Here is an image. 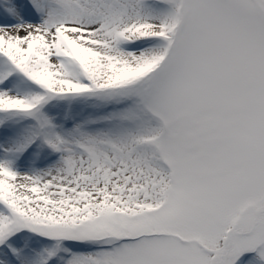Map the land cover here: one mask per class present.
<instances>
[{
    "label": "snow or ice",
    "instance_id": "obj_1",
    "mask_svg": "<svg viewBox=\"0 0 264 264\" xmlns=\"http://www.w3.org/2000/svg\"><path fill=\"white\" fill-rule=\"evenodd\" d=\"M0 264H264V0H0Z\"/></svg>",
    "mask_w": 264,
    "mask_h": 264
}]
</instances>
